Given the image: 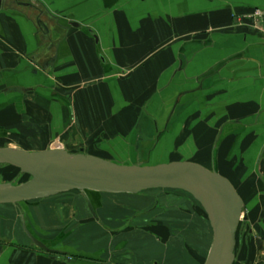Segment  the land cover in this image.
I'll use <instances>...</instances> for the list:
<instances>
[{"label":"crops","instance_id":"crops-1","mask_svg":"<svg viewBox=\"0 0 264 264\" xmlns=\"http://www.w3.org/2000/svg\"><path fill=\"white\" fill-rule=\"evenodd\" d=\"M256 8L264 0H3L0 147L194 162L230 181L264 235V30L244 20ZM70 202L90 235L74 247L95 258L32 246L23 223L42 241L66 211L40 199L0 204V264H188L154 231L91 240L99 217L118 227L138 208Z\"/></svg>","mask_w":264,"mask_h":264},{"label":"water","instance_id":"water-1","mask_svg":"<svg viewBox=\"0 0 264 264\" xmlns=\"http://www.w3.org/2000/svg\"><path fill=\"white\" fill-rule=\"evenodd\" d=\"M0 165L13 166L30 176L18 184L0 182V204L19 205L73 190L82 192L89 204L88 191L132 195L151 189L187 192L201 204L213 231V242L204 264L235 261L236 235L244 215V201L230 181L215 170L187 161L154 166L119 164L86 154L83 149L68 151L59 147L35 152L0 147ZM23 229L34 245L52 250L31 233L25 222Z\"/></svg>","mask_w":264,"mask_h":264},{"label":"rangeland","instance_id":"rangeland-1","mask_svg":"<svg viewBox=\"0 0 264 264\" xmlns=\"http://www.w3.org/2000/svg\"><path fill=\"white\" fill-rule=\"evenodd\" d=\"M26 179L27 176L22 175L19 170L10 166L0 165V182L18 184ZM81 194L82 192L73 190L45 199L49 202H61L63 200L68 206H65L66 211H64V216L61 218V224L59 223L58 225L59 228L50 230L51 236L42 237V241L46 242L50 249L55 248L64 252L65 255L95 258V256L89 255L84 251H78L74 247V244H77L81 239L90 238L89 234L82 232V226L84 225H80L77 217H74V213H78L77 208L70 202V200L73 201L74 198L83 195ZM88 196L90 203H94L93 210H96V204L100 205L108 202V200L117 202L119 207L122 208L120 213H130L131 208H138L133 214H129L122 225L118 227L109 226L107 218L102 219V217H99L100 221H98L97 226L98 228L100 226L101 229L99 231L103 233L101 236L97 235L98 238L91 239L92 241H108L109 233L107 231L109 228L113 229L112 231L115 235L117 232L126 233L125 230L129 227L132 232L125 235L126 239L129 240L128 243L133 238H138L139 240L150 234L149 232L154 231V235L160 241L170 240L176 244L175 246H180L179 249L183 251V255L181 252L179 254L188 264L205 263L207 253L210 251L213 242L211 226H209L207 233L206 220H208V216L201 204L189 193L175 189H151L137 195L112 196L98 193L89 195L88 193ZM129 202L131 204L130 208L127 204ZM246 204L251 205L250 202H246ZM20 206L24 208L27 204L23 203ZM259 219L263 220V218L258 216L255 221L258 220L259 222ZM251 221L253 220H250L248 209L244 206V215L236 235L235 261L233 264H264V235L260 231L259 225ZM79 235H82L83 238L79 239ZM32 246L37 247L34 244ZM128 246H131V244H128ZM135 249L132 251H134L135 255H138L139 252L135 251ZM179 249L175 250L179 251Z\"/></svg>","mask_w":264,"mask_h":264},{"label":"built area","instance_id":"built-area-1","mask_svg":"<svg viewBox=\"0 0 264 264\" xmlns=\"http://www.w3.org/2000/svg\"><path fill=\"white\" fill-rule=\"evenodd\" d=\"M244 20L253 26L264 30V9L256 8L244 17Z\"/></svg>","mask_w":264,"mask_h":264},{"label":"trees","instance_id":"trees-1","mask_svg":"<svg viewBox=\"0 0 264 264\" xmlns=\"http://www.w3.org/2000/svg\"><path fill=\"white\" fill-rule=\"evenodd\" d=\"M6 166H10V165H6ZM10 167H13V166H10ZM13 168H15V167H13ZM15 169L19 170L18 168H15ZM19 171H20V170H19ZM21 174H22V173H21ZM22 175L27 176V179H26V180H28V179L30 178V176L27 175V174H22ZM26 180H24V181H26ZM24 181H22V182H24ZM22 182H20V183H22ZM87 193H89V195H90V194H92V193H98V192H91V191H88ZM98 194H100V193H98ZM204 211H205V210H204Z\"/></svg>","mask_w":264,"mask_h":264},{"label":"flooded vegetation","instance_id":"flooded-vegetation-1","mask_svg":"<svg viewBox=\"0 0 264 264\" xmlns=\"http://www.w3.org/2000/svg\"><path fill=\"white\" fill-rule=\"evenodd\" d=\"M85 197V196H84Z\"/></svg>","mask_w":264,"mask_h":264}]
</instances>
